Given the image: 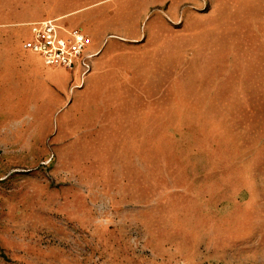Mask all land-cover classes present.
<instances>
[{
  "label": "rangeland",
  "instance_id": "rangeland-1",
  "mask_svg": "<svg viewBox=\"0 0 264 264\" xmlns=\"http://www.w3.org/2000/svg\"><path fill=\"white\" fill-rule=\"evenodd\" d=\"M142 1L95 80L0 25V264H264V0Z\"/></svg>",
  "mask_w": 264,
  "mask_h": 264
},
{
  "label": "crops",
  "instance_id": "crops-1",
  "mask_svg": "<svg viewBox=\"0 0 264 264\" xmlns=\"http://www.w3.org/2000/svg\"><path fill=\"white\" fill-rule=\"evenodd\" d=\"M3 1V0H0ZM26 3L23 8L19 7V15L23 19L3 21L0 20V25L4 27L9 24H15L13 33L21 35L23 31L29 32L28 24L30 22L44 20L48 18H58L62 22L66 23V20L75 15H86L87 20L82 21V23L68 24L71 27L82 28L89 36L90 43L88 50L95 54L93 64V72L89 74L93 80L96 78L103 77L104 75L109 77L110 67L117 69L114 73L123 72L125 70V65L123 61L124 52L127 51L129 46L128 41L133 40L135 33H133L129 26L133 23L124 24L122 26H117L118 32H110L109 25L113 24L117 19H122V17L128 18L131 22L132 18L138 16L140 19L141 15H134L141 13L139 7L142 5V0H24ZM155 1V0H150ZM6 12V11H5ZM1 15V14H0ZM134 15V16H133ZM153 17V16H152ZM150 18V20L152 19ZM1 18V17H0ZM94 19L93 21L91 20ZM100 20L99 25H107L104 33H101L100 37L97 38V30L95 25L97 20ZM138 19V20H139ZM155 20V19H154ZM153 20V21H154ZM142 22V21H141ZM137 22L136 24H140ZM144 22V21H143ZM135 24V23H134ZM81 25H84L82 27ZM7 29L3 28V32L6 34ZM136 32V31H135ZM147 34V31L144 32ZM149 34V32H148ZM113 40L112 42H110ZM135 41V40H134ZM111 43V49L109 50L108 44ZM134 45V44H133ZM3 47H6L5 45ZM25 49V48H24ZM28 51V50H26ZM29 53V52H27ZM23 52V55H28ZM23 66L28 71L29 62H23ZM106 67V68H105ZM28 72L26 78L29 81H34L35 77L31 76ZM43 75V80L49 85L52 82L57 86L60 85L58 79L52 78L51 74L45 70ZM118 76V74L116 75ZM119 77V76H118ZM29 87V86H28ZM60 87V86H59Z\"/></svg>",
  "mask_w": 264,
  "mask_h": 264
},
{
  "label": "built area",
  "instance_id": "built-area-1",
  "mask_svg": "<svg viewBox=\"0 0 264 264\" xmlns=\"http://www.w3.org/2000/svg\"><path fill=\"white\" fill-rule=\"evenodd\" d=\"M29 36L23 46L38 55L47 67H60L66 70L90 68V59L95 55L88 53L90 38L80 27H70L58 18L30 22Z\"/></svg>",
  "mask_w": 264,
  "mask_h": 264
}]
</instances>
